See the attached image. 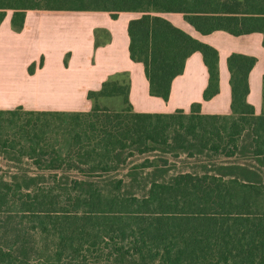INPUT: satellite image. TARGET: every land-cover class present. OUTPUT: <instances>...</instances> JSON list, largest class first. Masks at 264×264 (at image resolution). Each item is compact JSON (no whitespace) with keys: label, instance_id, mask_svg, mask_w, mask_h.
<instances>
[{"label":"trees","instance_id":"1","mask_svg":"<svg viewBox=\"0 0 264 264\" xmlns=\"http://www.w3.org/2000/svg\"><path fill=\"white\" fill-rule=\"evenodd\" d=\"M184 4L0 0V24L7 10L18 27L27 10L141 13L128 25L129 52L145 67L150 95L167 101L199 51L210 74L207 100L218 92L217 51L158 14L184 13L204 34L264 36V0ZM254 64L244 55L228 59L229 116L204 115L200 104L190 112H135L127 86L112 81L88 93L90 112L0 110V159L28 160L36 169L7 174L13 168L0 166V264H264V87L260 116L247 102ZM106 97H121L124 107L102 106ZM158 151L228 161L175 174L155 167L152 175L146 158L118 174L131 159Z\"/></svg>","mask_w":264,"mask_h":264},{"label":"crops","instance_id":"2","mask_svg":"<svg viewBox=\"0 0 264 264\" xmlns=\"http://www.w3.org/2000/svg\"><path fill=\"white\" fill-rule=\"evenodd\" d=\"M185 1V6H192L193 0ZM13 13L7 10L0 24V110L90 112L93 103L88 93L112 81L127 86L135 112H190L194 104H200L204 115L229 116L232 91L228 59L238 54L255 59L249 73L247 102L254 107L256 116L262 113V33L233 35L215 30L204 34L186 20L184 13H159L218 53L215 95L204 99L210 74L202 53L197 51L186 60L184 72L173 80L166 101L150 95L144 65L130 57L128 25L141 13L120 12L113 17L106 11L27 10L22 27L12 24ZM33 63L38 67L30 74L28 69ZM102 101L111 110L124 107L121 97H106Z\"/></svg>","mask_w":264,"mask_h":264},{"label":"rangeland","instance_id":"3","mask_svg":"<svg viewBox=\"0 0 264 264\" xmlns=\"http://www.w3.org/2000/svg\"><path fill=\"white\" fill-rule=\"evenodd\" d=\"M44 2V1H41ZM103 101H101V105L104 106V103L102 104ZM146 158H149L150 162L152 163V167L146 170V172L153 173L155 170H166L168 174H175L176 172H182V171H187V170H195V169H200L203 166H211L213 164H218L219 160L218 158L213 159L211 157H204L201 160L200 158H190L185 155H182L180 157H173L172 155L169 154H164L161 152H155L152 154H149L147 156H137L130 161H128V164L120 171L121 176H124L131 167L133 166H140L143 164L144 160ZM0 166L3 168L8 169V166H11L13 169L12 171L6 170L5 173L11 174V173H24L25 170H29V174L36 173V169L34 168V165L31 164L30 161L28 160H23L22 162H12V161H7L4 159H0ZM157 167L155 170L154 168ZM21 168V169H20ZM19 169V170H18ZM64 174V173H62ZM72 177L78 176V173H70ZM128 181L129 178H126ZM145 183V182H144Z\"/></svg>","mask_w":264,"mask_h":264}]
</instances>
